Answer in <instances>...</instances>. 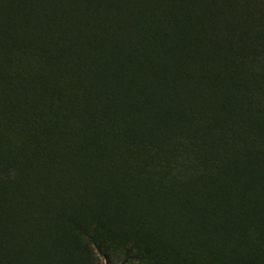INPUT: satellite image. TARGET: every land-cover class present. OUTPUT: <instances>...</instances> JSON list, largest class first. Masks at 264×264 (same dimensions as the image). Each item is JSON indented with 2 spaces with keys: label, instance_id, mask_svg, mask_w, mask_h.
<instances>
[{
  "label": "trees",
  "instance_id": "obj_1",
  "mask_svg": "<svg viewBox=\"0 0 264 264\" xmlns=\"http://www.w3.org/2000/svg\"><path fill=\"white\" fill-rule=\"evenodd\" d=\"M0 120V264H264V0H0Z\"/></svg>",
  "mask_w": 264,
  "mask_h": 264
},
{
  "label": "rangeland",
  "instance_id": "obj_2",
  "mask_svg": "<svg viewBox=\"0 0 264 264\" xmlns=\"http://www.w3.org/2000/svg\"><path fill=\"white\" fill-rule=\"evenodd\" d=\"M4 129L0 128V131ZM70 235L77 246L75 248L79 251L80 264H120L126 258V254L120 246L109 249L104 257L100 256L92 246L88 245L83 237L74 233ZM176 237L179 238L178 235ZM175 242L172 241L169 245L164 243L148 244L150 255L144 257L135 256L130 259L128 264H214V261L207 259L209 256L202 260L197 254L200 250L199 248H202L201 243H194L193 240L186 243Z\"/></svg>",
  "mask_w": 264,
  "mask_h": 264
}]
</instances>
